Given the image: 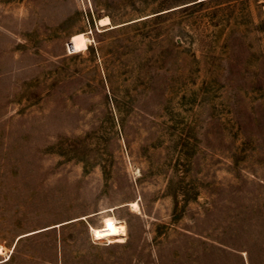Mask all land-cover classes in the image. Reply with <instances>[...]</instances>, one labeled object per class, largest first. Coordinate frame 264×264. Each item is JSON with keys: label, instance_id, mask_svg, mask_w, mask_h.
<instances>
[{"label": "rangeland", "instance_id": "1", "mask_svg": "<svg viewBox=\"0 0 264 264\" xmlns=\"http://www.w3.org/2000/svg\"><path fill=\"white\" fill-rule=\"evenodd\" d=\"M0 128V264H264V0H0Z\"/></svg>", "mask_w": 264, "mask_h": 264}, {"label": "bare ground", "instance_id": "2", "mask_svg": "<svg viewBox=\"0 0 264 264\" xmlns=\"http://www.w3.org/2000/svg\"><path fill=\"white\" fill-rule=\"evenodd\" d=\"M100 22L103 24L109 23V17L105 16L101 18ZM70 40L75 50L84 49L87 46V38L84 32L73 34ZM132 204L135 206L138 203L133 201ZM92 232L95 237H108L111 241H123L125 236V225L121 220L116 219L110 226L94 227Z\"/></svg>", "mask_w": 264, "mask_h": 264}, {"label": "trees", "instance_id": "3", "mask_svg": "<svg viewBox=\"0 0 264 264\" xmlns=\"http://www.w3.org/2000/svg\"><path fill=\"white\" fill-rule=\"evenodd\" d=\"M5 137L6 131L5 128H0V186L6 181L8 173L16 172L14 170V163L11 161L5 151Z\"/></svg>", "mask_w": 264, "mask_h": 264}, {"label": "water", "instance_id": "4", "mask_svg": "<svg viewBox=\"0 0 264 264\" xmlns=\"http://www.w3.org/2000/svg\"><path fill=\"white\" fill-rule=\"evenodd\" d=\"M196 1H199V0H196ZM195 2V1H194ZM193 3V2H192ZM68 48H69V50H73V45H72V42H71V40H69L68 41Z\"/></svg>", "mask_w": 264, "mask_h": 264}]
</instances>
